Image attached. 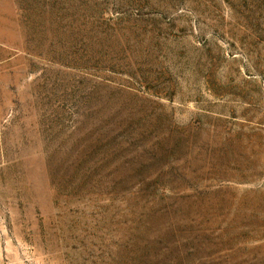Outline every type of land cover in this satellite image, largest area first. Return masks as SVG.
Segmentation results:
<instances>
[{
  "label": "rangeland",
  "instance_id": "obj_1",
  "mask_svg": "<svg viewBox=\"0 0 264 264\" xmlns=\"http://www.w3.org/2000/svg\"><path fill=\"white\" fill-rule=\"evenodd\" d=\"M0 264H264V0H13Z\"/></svg>",
  "mask_w": 264,
  "mask_h": 264
},
{
  "label": "crops",
  "instance_id": "obj_2",
  "mask_svg": "<svg viewBox=\"0 0 264 264\" xmlns=\"http://www.w3.org/2000/svg\"><path fill=\"white\" fill-rule=\"evenodd\" d=\"M21 25L13 0H0V63L13 59L20 49Z\"/></svg>",
  "mask_w": 264,
  "mask_h": 264
}]
</instances>
